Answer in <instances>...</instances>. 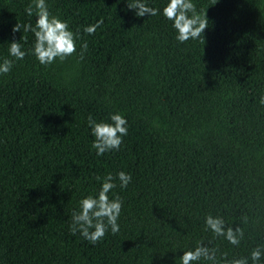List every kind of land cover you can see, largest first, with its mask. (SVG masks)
<instances>
[{"label":"trees","instance_id":"1","mask_svg":"<svg viewBox=\"0 0 264 264\" xmlns=\"http://www.w3.org/2000/svg\"><path fill=\"white\" fill-rule=\"evenodd\" d=\"M132 2L46 0L79 39L45 67L34 34L12 31L35 26L32 0H0V64L13 61L0 75V264H180L201 241L226 264L264 248V0H193L204 45L180 44L171 21L137 17ZM19 41L23 60L9 54ZM116 113L128 134L97 156L88 117ZM121 171L131 183L108 194L123 201L119 233L95 245L74 235L80 201ZM209 214L244 230L239 247L205 230Z\"/></svg>","mask_w":264,"mask_h":264},{"label":"clouds","instance_id":"2","mask_svg":"<svg viewBox=\"0 0 264 264\" xmlns=\"http://www.w3.org/2000/svg\"><path fill=\"white\" fill-rule=\"evenodd\" d=\"M217 2L218 0H215L214 5ZM127 8L135 10L137 17L162 15L171 21L172 27L177 33L176 40L180 44L190 40L205 44L203 34L209 26L207 13L199 12L193 0H169L162 11L159 8L149 6L145 0H133L132 3L127 4ZM24 11L29 17H32L35 11L37 17L35 26L31 23L22 25L17 22L12 31L13 33L20 32L23 28L25 33L32 32L34 34L35 43L31 54L35 56L40 65L47 67L57 60L63 62L69 56L76 54L78 34L69 29L67 22L50 14L46 0H32V3L26 6ZM102 25L103 19L87 26L84 32L88 35H94ZM82 48L86 50L87 43H84ZM9 54L16 60H23L28 53L22 49L19 41L9 44ZM12 68L13 61L4 59L3 63L0 64V75L10 73ZM260 104L264 105V96L260 98ZM109 119L111 123L96 122L91 115L88 117V126L91 129V134L95 137L92 148L96 150L97 156L119 151L123 137L128 134L127 120L122 114H112ZM97 179L100 180L101 178L97 177ZM117 179L119 186L125 189L131 183L132 177L123 171L117 173L115 177L108 174L103 178L97 197L88 196L80 201L81 210L72 214L70 227L74 235L79 232L84 239L95 245L105 237L109 228L113 235L119 233L118 219L121 215L123 201L118 196L109 199L108 195L116 188L115 181ZM244 222H247V217L244 218ZM205 230L211 231L215 237H223L236 247H239L244 237V230L241 227L227 226L223 218L214 217L211 214L205 217ZM217 251L214 247L205 246L204 242L201 241L194 250L185 251L179 261L180 264H198L201 260L208 261L209 264H221L217 260ZM262 257H264V248L258 246L251 251L250 257L227 260V255L224 254L223 260L226 264H249L250 259L252 264H259Z\"/></svg>","mask_w":264,"mask_h":264}]
</instances>
